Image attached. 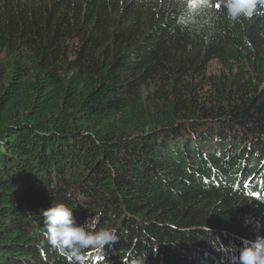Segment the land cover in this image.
I'll return each mask as SVG.
<instances>
[{"label": "trees", "instance_id": "1", "mask_svg": "<svg viewBox=\"0 0 264 264\" xmlns=\"http://www.w3.org/2000/svg\"><path fill=\"white\" fill-rule=\"evenodd\" d=\"M56 203L118 237L84 264H233L264 237V15L0 0V264H78Z\"/></svg>", "mask_w": 264, "mask_h": 264}, {"label": "clouds", "instance_id": "2", "mask_svg": "<svg viewBox=\"0 0 264 264\" xmlns=\"http://www.w3.org/2000/svg\"><path fill=\"white\" fill-rule=\"evenodd\" d=\"M207 2L208 0H192V4L187 5L189 18L196 11L209 8ZM257 4L264 8V0H218L210 8L222 5L229 20L235 22L241 17L251 19L254 15H264V12L257 11ZM42 214L46 221L48 243L62 255L75 259L78 264H84L82 250L94 248L100 252L106 245L111 246L118 241L116 233L112 230L101 228L90 231L77 224L73 210L63 203L51 204ZM242 244L238 256L233 257V264H264V237L258 236L254 241H245ZM223 251L232 252L233 248L229 247ZM144 261H134L133 264H144Z\"/></svg>", "mask_w": 264, "mask_h": 264}, {"label": "snow or ice", "instance_id": "3", "mask_svg": "<svg viewBox=\"0 0 264 264\" xmlns=\"http://www.w3.org/2000/svg\"><path fill=\"white\" fill-rule=\"evenodd\" d=\"M186 3H187V5H191L192 4V0H186ZM213 4H214V0H208V2H207V7H212L213 6ZM217 7H219V5H216ZM193 7H194V5H193Z\"/></svg>", "mask_w": 264, "mask_h": 264}, {"label": "rangeland", "instance_id": "4", "mask_svg": "<svg viewBox=\"0 0 264 264\" xmlns=\"http://www.w3.org/2000/svg\"><path fill=\"white\" fill-rule=\"evenodd\" d=\"M215 69H216L215 64H212L211 67H210V70H211V71H214ZM234 166H235V165H234Z\"/></svg>", "mask_w": 264, "mask_h": 264}]
</instances>
